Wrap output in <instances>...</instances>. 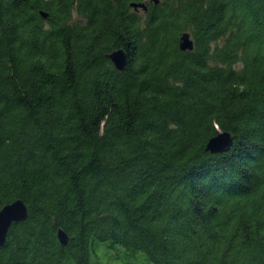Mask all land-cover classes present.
I'll return each mask as SVG.
<instances>
[{
	"label": "trees",
	"instance_id": "1",
	"mask_svg": "<svg viewBox=\"0 0 264 264\" xmlns=\"http://www.w3.org/2000/svg\"><path fill=\"white\" fill-rule=\"evenodd\" d=\"M17 199L1 264H264V0H0Z\"/></svg>",
	"mask_w": 264,
	"mask_h": 264
},
{
	"label": "water",
	"instance_id": "2",
	"mask_svg": "<svg viewBox=\"0 0 264 264\" xmlns=\"http://www.w3.org/2000/svg\"><path fill=\"white\" fill-rule=\"evenodd\" d=\"M155 4L161 0H149ZM131 6L136 9L146 11L148 9L146 1L132 2ZM43 17H48V13L41 11ZM180 48L183 51L194 49V40L189 32L182 33L180 37ZM114 65L119 70H124L128 65V55L125 50L118 49L113 51L110 55ZM232 136L229 132H221L213 137L208 143V149L213 152L224 151L232 144ZM28 207L22 199H17L0 209V245L5 244L7 234L14 222L24 221L28 217ZM58 238L63 245L69 243V236L62 228L58 229ZM1 264V262H0Z\"/></svg>",
	"mask_w": 264,
	"mask_h": 264
}]
</instances>
